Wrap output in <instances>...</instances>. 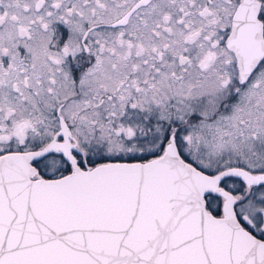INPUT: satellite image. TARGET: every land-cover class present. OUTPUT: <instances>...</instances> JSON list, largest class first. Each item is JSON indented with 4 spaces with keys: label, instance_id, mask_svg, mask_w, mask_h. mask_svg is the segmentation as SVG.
I'll return each mask as SVG.
<instances>
[{
    "label": "snow or ice",
    "instance_id": "1",
    "mask_svg": "<svg viewBox=\"0 0 264 264\" xmlns=\"http://www.w3.org/2000/svg\"><path fill=\"white\" fill-rule=\"evenodd\" d=\"M0 264H264V0H0Z\"/></svg>",
    "mask_w": 264,
    "mask_h": 264
}]
</instances>
